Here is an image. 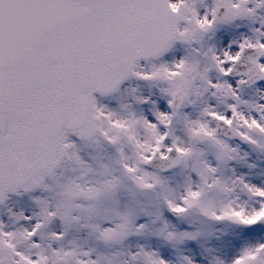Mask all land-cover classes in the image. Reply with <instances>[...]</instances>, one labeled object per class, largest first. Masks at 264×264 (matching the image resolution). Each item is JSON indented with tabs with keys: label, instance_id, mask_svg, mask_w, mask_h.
I'll use <instances>...</instances> for the list:
<instances>
[{
	"label": "snow or ice",
	"instance_id": "snow-or-ice-1",
	"mask_svg": "<svg viewBox=\"0 0 264 264\" xmlns=\"http://www.w3.org/2000/svg\"><path fill=\"white\" fill-rule=\"evenodd\" d=\"M258 82L264 0H0V264H264V240L213 243L216 224L264 225V182L230 162L257 165L229 142L264 159Z\"/></svg>",
	"mask_w": 264,
	"mask_h": 264
},
{
	"label": "rangeland",
	"instance_id": "rangeland-1",
	"mask_svg": "<svg viewBox=\"0 0 264 264\" xmlns=\"http://www.w3.org/2000/svg\"><path fill=\"white\" fill-rule=\"evenodd\" d=\"M207 2V0H206ZM203 10V9H201ZM242 32H248V26L246 24H241L239 27H232L228 29H221L219 30L214 39L217 42L218 47H224L228 44V42L232 39H234L236 36H238ZM235 47V45L233 46ZM184 48L177 44L168 54L165 55V59L171 61L172 59L179 58L180 56L184 55ZM144 63V62H141ZM260 84H264V82H258ZM136 87L139 86L140 91L143 95H152V99L156 100V106L160 108L161 110L166 109L167 101L158 94V89L150 88L148 84L144 81H131L127 82L122 86V89L125 87ZM155 93V95H153ZM98 99L101 100L103 103L109 104L111 107H118L120 100L117 97L110 98V97H100L97 96ZM247 98V97H246ZM127 102H131V98H127ZM214 102V101H213ZM133 107H138L139 109L143 110L144 113L150 118L155 119L154 116H152L151 108L152 106L150 104H133ZM186 111H190L189 109H186ZM230 115V112H229ZM255 115V113H254ZM230 143H240V147L243 151H247L250 153L248 160L249 163L255 162L257 165L255 168H248L247 165L237 163L235 161L230 162L232 167H234L238 173H246L247 179H250L254 183H261L264 182V159L258 158L257 155L253 152H251V149L248 147L247 144L241 143L238 140H230ZM9 206H12L14 210H19L23 208L26 213H29L32 209V203L30 199L25 196L23 198L15 199L14 202L10 201ZM169 218L174 222L178 223L181 228H187L188 225L182 221H178L176 217L171 216L170 214ZM0 218H3L7 220L6 215L0 216ZM215 228L220 233L219 239H214L213 243L217 246L221 247L222 249H226L228 255H232L236 250L239 249V247L245 242V241H255L257 239L264 240V229L260 228H254L252 226H237V225H224V224H216ZM188 248L192 250L193 253H195L196 258L198 260H203V258L200 255L201 249L200 246L195 241H190L187 245ZM162 252L164 255H171L172 250L163 247Z\"/></svg>",
	"mask_w": 264,
	"mask_h": 264
},
{
	"label": "water",
	"instance_id": "water-1",
	"mask_svg": "<svg viewBox=\"0 0 264 264\" xmlns=\"http://www.w3.org/2000/svg\"><path fill=\"white\" fill-rule=\"evenodd\" d=\"M96 94V93H95Z\"/></svg>",
	"mask_w": 264,
	"mask_h": 264
}]
</instances>
